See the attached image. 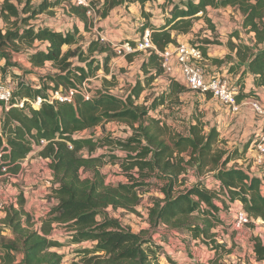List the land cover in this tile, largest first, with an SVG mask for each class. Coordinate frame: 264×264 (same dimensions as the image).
<instances>
[{
  "label": "trees",
  "instance_id": "trees-1",
  "mask_svg": "<svg viewBox=\"0 0 264 264\" xmlns=\"http://www.w3.org/2000/svg\"><path fill=\"white\" fill-rule=\"evenodd\" d=\"M31 1L23 0L21 8L8 0L0 6L1 17L7 24L0 29L1 75L6 77L8 68L13 66L11 54L19 51L29 54L28 61L33 68L50 63L55 72L34 86L13 75L20 79L13 98L23 100V106H12L15 100L7 108L0 103V176L18 174L20 162L36 149L38 157L47 161L52 175L51 198L56 204L39 227L33 225L31 215L25 212L22 193L17 195L15 204L2 209L0 258L3 264L16 262L14 252L18 246L22 255L18 264H62V255L55 249L62 245L51 237L55 226L65 227L73 244L93 242L90 248L78 249L79 260L71 264H162L161 256L168 264H174L161 246L143 236L144 231L134 233L108 216L98 218L107 208L134 212L141 188L150 184L158 186L161 196L147 210L151 227L188 231L192 240L201 242L214 253V260L229 255L233 247L219 240L215 230L219 225L225 226L219 214L229 203L239 201L252 220L264 221V177L250 174L235 164L229 165L245 153L246 147L226 150L220 145L226 142L219 139L218 128L203 121L201 116L191 114L185 133L173 131L159 116L162 108L180 103L181 95L188 89L180 77H170L160 93L148 99V104H138L137 99L145 87L163 74L155 50L163 51L174 45L177 39L173 35L187 34L193 20L200 18L199 14L212 26L206 15L208 8L237 10L241 28L252 39L249 43L242 41L235 31L226 42L229 52L224 58L230 60L231 70H239L238 61L246 65L247 69L236 78L237 83L248 72L255 87H264V0H161V7L169 6V14L159 26L150 22V13L144 11L145 4L155 0H103L99 7H94L101 18L117 6L139 4L145 22L138 32L149 29L154 48L146 52L140 63L144 79L136 82L126 95L112 92L110 81L104 78L88 100L82 95L81 85L99 70L109 73L108 64L114 55L110 44L92 38L85 49L73 50L72 46L79 41L76 28L58 31L48 24L29 23L64 0H41L37 7H31ZM62 7L87 28L86 8ZM235 35L238 42L232 41ZM201 49L212 65L224 62L208 57L205 48ZM72 58H76L78 65ZM71 89L76 92L70 102L47 101L48 90L67 95ZM205 96L211 97L209 93ZM38 97L41 102L33 107L30 102ZM241 99L242 96H237L238 102ZM107 122L126 124L132 132L126 139L76 136ZM41 140L46 143L40 147ZM99 147H105L106 153L94 154ZM106 163L117 165L126 181L108 184L101 171ZM191 172L195 181L187 185L185 178ZM158 177L162 181L159 184L154 181ZM201 178L216 180L217 188H208ZM248 225L253 228V221ZM4 230L11 232L13 239H6L2 235ZM251 241L256 260L264 263V239L254 236Z\"/></svg>",
  "mask_w": 264,
  "mask_h": 264
},
{
  "label": "rangeland",
  "instance_id": "rangeland-1",
  "mask_svg": "<svg viewBox=\"0 0 264 264\" xmlns=\"http://www.w3.org/2000/svg\"><path fill=\"white\" fill-rule=\"evenodd\" d=\"M5 0H0V6ZM16 4L19 8L23 5V0H8ZM41 0H32L30 2L31 7H37ZM103 0H93V7H99ZM161 0H155L154 2H148L144 6V11L146 13H150L149 21L155 19H162L163 17H168V7H161ZM119 8L124 13H132L134 15L131 18V22L135 29V32L138 33V30L141 28V25L145 22V19L140 14V9L137 8L133 10V8L129 9L128 5H121ZM134 13V14H133ZM200 18L193 20V25L191 30L187 34H174L173 36L182 42H189V43H196L201 46V48H205V52L207 55V49L209 56L212 57V52H217L221 50V52H217L215 55L220 53V60H224L221 65H211L210 59L203 63V66L207 71L214 67L216 71L219 73H225L229 75V78L233 79L236 78V74L239 70L235 71V68L231 70V63L230 60L224 58L226 53L229 52L228 47L226 46L227 40L233 35L236 31L238 32V36L242 41L248 40L250 42V35L247 34L241 28V16L238 14L237 10L227 7V8H219V9H212L208 8L207 10V18L210 19L211 25L205 21V19L199 14ZM102 20L98 14L95 13L94 17H89L87 22V28H84V23L80 21L73 15H70L68 12L63 10L62 4L52 8L48 12L38 14L34 19L30 20V24L32 25H45L50 24L52 25L51 28L56 29L58 31H65V30H73L76 28L79 31V41L76 45L72 46L73 50L85 49L88 42L92 38H98L99 34L101 33V28L97 27L98 22ZM6 22L2 19L0 14V29L3 30L6 27ZM140 34L137 35V39ZM178 37V38H177ZM125 41V40H122ZM121 41V42H122ZM232 41L238 42L237 36L235 35L232 38ZM116 44H119L115 41ZM130 44L134 43L129 41ZM103 43H109L104 41ZM110 44V43H109ZM222 45L226 47L222 51ZM67 47H64L66 49ZM224 48V47H223ZM125 55H117L113 51V56L108 64L109 66V73L105 74L103 71L99 70L97 75L85 81L82 85L80 90L87 91L91 94H94L95 91L101 86V80L106 78L110 81L109 86L110 89L117 95L123 96L131 89L132 86L138 81H142L145 77L143 71L140 68V52H133L129 53L125 51ZM208 56V57H209ZM29 54L26 51H19L13 52L11 54V63L13 66L8 68L6 77L4 78L0 72V81L9 80L14 83L15 89L17 87V83L20 79L13 78V75H18L22 80L26 83H30L32 86L42 84V81L45 80L47 75L53 74L55 69L52 67L50 63H46L43 67L33 68L28 61ZM98 59L101 56H97ZM75 65H78L76 58L71 59ZM138 60V61H137ZM3 64V60H0V67ZM170 77L166 74H162L157 79H155L150 85L145 87L142 93L139 95L137 99V103L141 104H148V99L152 96L160 93V91L165 87V82ZM242 85V82H240ZM243 87V85H242ZM48 90V94H49ZM242 91V90H241ZM239 93L238 96H242L243 94ZM47 93V91H46ZM23 101V100H22ZM247 101V100H246ZM244 101L241 105L239 112L232 117L226 116L229 119V125L235 124L237 121L241 123V126L246 123V121H253V127L247 130V139L245 142H241L238 144L239 149L242 148V144L249 145L251 141L255 138L256 134L258 133V121L262 118L257 115L249 105V100L246 102ZM216 106V107H215ZM218 106V107H217ZM216 102L215 99L212 97L202 96L201 94L186 90L181 95V101L178 104H173L167 108H162V114L159 116L171 127V129L175 132L185 133L190 121L191 114H195L201 116L203 121L208 122L211 125H215L217 128L222 125V107ZM37 107V106H35ZM217 111V112H216ZM220 114V116H218ZM2 115V106H0V117ZM229 117V118H228ZM239 123V125H240ZM251 125V124H250ZM249 125V126H250ZM222 129V128H219ZM222 131V130H221ZM131 128L126 124H119L115 122H107L103 125L97 126L92 129L85 130L79 134L77 137H94L96 139L100 137H110L113 139H126L131 134ZM221 141H226L224 138H220ZM222 143V142H221ZM223 145L226 150H231L234 148V141L231 144H220ZM237 147V146H235ZM105 147H99L96 149L94 154H101L106 153ZM119 153V152H118ZM122 154V153H119ZM28 160L25 164L29 166L30 163L33 161L34 165L38 166L36 162L38 159L37 152H31L28 154ZM251 152L243 157L236 158L234 161L230 162L229 165L235 164L239 167H246L249 168L252 166L251 160ZM246 159V160H244ZM250 160V162H248ZM45 166V165H44ZM257 167H253V171L255 172ZM23 169V168H22ZM48 167L46 168V170ZM49 170V169H48ZM47 170V171H48ZM102 173L105 175V181L108 184H115L117 182H125L126 178L121 174L120 169L117 165H113L111 163H106L101 168ZM50 173V171H49ZM51 175V173H50ZM84 175V174H83ZM52 176V175H51ZM205 179V178H204ZM48 180V179H47ZM213 179H207L206 185L208 188H215V184H213ZM23 181V180H22ZM155 183H161V179L154 178ZM195 181L193 173L191 172L189 178H185V184L191 185ZM52 182V181H50ZM16 184H20L21 182H15ZM7 176H0V190H5V188H10L12 185H15ZM154 183V182H153ZM23 185V183H21ZM36 185H30L31 188L35 187ZM32 190V189H31ZM48 192L44 193L40 199H45L47 203H51V186H47ZM6 193V192H5ZM16 193V192H15ZM18 193L15 195L10 194L9 196H5L1 198L0 196V213L3 215V208L10 204V196L13 198L17 197ZM160 193L158 192V186L156 184H150L146 187L141 188L140 190V200L138 205L135 207V211H126L123 209H112L107 208L105 209L100 215L99 219L104 216H108L110 218H114L119 220L123 225L129 227L132 232L137 233L139 231H144V237L152 240L157 245L161 246L162 248L167 246L169 239L172 238H179L181 242L184 244L183 252L186 253L187 259L189 261H193V264H264L263 262H259L256 260L253 251H252V243L251 240L254 237L248 233V229L251 227L247 224L244 225L242 228L234 230L229 224V226H224L221 228L217 226L216 233L219 240H223L228 245L233 247L232 252L229 255H222L219 256L216 260H214V253L210 251L206 245L202 244L201 242H196L193 244V248H189L188 245L191 244L189 240V233L188 231H175L164 226H158L156 228L151 227L147 221V210L149 207L152 206L155 200L159 199ZM45 202V203H46ZM47 209L48 205L46 204ZM53 207V206H52ZM51 208V207H50ZM26 210L30 212H34L33 208L27 207ZM50 210V209H48ZM29 213V212H28ZM227 214V213H226ZM225 214V216H226ZM47 216V215H46ZM226 219V218H225ZM32 223H37L36 220L32 221ZM257 223V224H255ZM40 226V223L38 222ZM38 226V227H39ZM256 227L258 234H261V237L264 239V221L257 218L253 219V228ZM6 239H13V234L8 230H4L3 234ZM225 236V239L223 238ZM228 236V237H227ZM51 237L61 243V247L55 248L58 253L62 255V264H71V262L75 260H79L80 254L77 252L78 249L81 248H90L93 245V242H82L80 244L71 243L70 241V233L67 231L65 227L62 226H55L51 233ZM160 239H162L160 241ZM188 243V245L186 244ZM200 246L207 249V251L212 252L209 256L200 257L198 254L200 252ZM195 247V249H194ZM160 252H162L160 250ZM15 260L14 264H18L20 258L21 249L18 248L15 250ZM18 259V260H17ZM160 263L168 264L164 258L161 256L159 258ZM186 261V262H189ZM0 264H3L1 261Z\"/></svg>",
  "mask_w": 264,
  "mask_h": 264
},
{
  "label": "crops",
  "instance_id": "crops-1",
  "mask_svg": "<svg viewBox=\"0 0 264 264\" xmlns=\"http://www.w3.org/2000/svg\"><path fill=\"white\" fill-rule=\"evenodd\" d=\"M128 8L129 9L133 8V10H136L137 8L140 9V6L137 3H130V4H128ZM131 14L132 13H129V12H127V13L122 12V10L119 8V6H117L116 8L112 9L105 18H103L102 20L100 19V21L97 24V27L101 28V30H102L101 33H103L102 35L111 43H116L115 41H117L119 43L122 40H128V41L134 42L137 39V35L140 34L141 32H138V33L135 32L134 28H136V27H133L132 22H131V18L134 15H131ZM150 22L154 23L156 26H159V25L163 24L164 21H163V19H155L153 21L151 19ZM48 25L50 27L52 26L50 24H48ZM245 42L249 43L248 40H246ZM209 49L210 48L207 49V55L208 56H209V53H208ZM223 49H226V47L224 45H222V51H223ZM219 51L221 52V50H219ZM219 51H217V52H219ZM216 53L212 52V54H213L212 57L220 59V55H219L220 53H218V55H215ZM139 57H140V60H139V63H140V62H142L143 53H140ZM237 64H240V68H239V72L236 74V78L239 77L240 73L243 70L247 69L245 64H242L239 61L237 62ZM235 71H237V70H235ZM174 76L180 77L177 69L174 70ZM166 83H167V81L165 82V85H166ZM242 85H243V87L241 89L242 94H246L250 90H253V92L251 95L243 97L240 100L241 104L246 100L248 101L250 99L256 98L264 107V87H255L253 84V78H252L251 74H249L248 72H246V74L242 78ZM219 107H222V112L224 113L222 115V125H221V127L220 126L218 127L220 138L226 139V141H227L226 143H228V144H231V142L234 141V143H236V145H234V147L235 146L240 147V146H238V144L246 141L247 130H249V128L253 127V123H252L253 121H251V120L246 121L244 126L243 125L241 126V123L239 121H237L235 124H232L231 126H228L230 123H229V119H227L226 116H229V113L223 106L220 105ZM218 116H220V114ZM239 123H240V125H239ZM262 124H263V120L261 119L258 121V124H257L258 131L262 128ZM219 128H222V129H219ZM241 147L242 148L246 147V151L241 157H243V156L246 157L248 152H251V154H252V156H251L252 166L249 168H246L244 166L243 168L247 169L250 174L257 175L259 177H264V160L262 162H259L258 160H256L255 153L253 151L252 141L249 145L242 144ZM242 148H240V150ZM28 156L29 155H27V157L20 162L21 170L18 174L13 175L11 177L9 175H7V178L10 179L13 183L20 181L21 183H23V185H21V183L20 184L15 183V185H12L10 188H5V190L1 189L0 190V196H1V198H4L5 196H9L10 194L15 195L16 193H18V194L22 193L23 197L25 199V204H24L25 212H27V213L29 212L28 214L31 215L32 221H34V220L37 221V223H33V225L35 227H38L39 226L38 222L40 223L46 217V215L49 211L48 209H50V207L54 206L56 203H55L54 199H52L51 197H50L52 199L51 203L50 202L47 203L45 199L44 200L40 199V197L43 196L44 193L48 192L47 186H51L50 181H52V176L50 175L51 172L49 173V170L48 169H47L48 171L46 170L47 161L41 160L39 157H37L36 159H38V160L34 161V162H36V164L38 166L34 165V163L32 161L29 166L26 165V167H25V164L27 163V160H28ZM244 160H246V159H244ZM248 162H250V160ZM253 167H257L255 172L253 171L254 170ZM201 180L204 183H206V181H207L204 178H201ZM211 181H213V184H215V188H217V184H218L217 181L214 179ZM33 184L36 186L31 188L30 185H33ZM15 200H16V197L13 198L12 196H10V203L15 204ZM46 204L48 205V209H47ZM26 205H27V207L29 206V207L33 208L34 212L27 211ZM239 208H242V204L239 201H234V202L229 203L228 208L219 214V216H220V218H221V220L225 226L228 227L229 224L232 223L233 213L235 210H237ZM225 214H226V216H225ZM2 217H3V215L0 213V218H2ZM255 224H257V223H255ZM220 227L223 228L224 226L221 225ZM248 233L250 235H253V236H260L261 237V234H258L256 227L248 229ZM223 238L225 239L224 235H223ZM161 240L162 239H160V241ZM189 240H190L191 244H189V245H188V243H186V244L188 245L189 248L190 247L193 248L192 247L193 244L196 243L197 241L192 240L191 237H189ZM251 243H252V241H251ZM183 248H184V244L181 242V240L179 238H172V239H169L167 246L164 247L163 250L172 259L174 264H193V261H189L187 259L186 253L183 252ZM194 249H195V247H194ZM211 253L212 252L207 251L206 248H205V252H204V248L202 246H200V252L198 253L200 255V257L203 258V257L209 256ZM19 256H20V258L22 257L21 254ZM186 261H189V262H186Z\"/></svg>",
  "mask_w": 264,
  "mask_h": 264
},
{
  "label": "built area",
  "instance_id": "built-area-1",
  "mask_svg": "<svg viewBox=\"0 0 264 264\" xmlns=\"http://www.w3.org/2000/svg\"><path fill=\"white\" fill-rule=\"evenodd\" d=\"M62 5L83 7L86 8V15L88 17L95 16V10L91 0H64ZM249 35L250 39H252V35ZM98 39L101 42H109L102 34H99ZM109 43L112 50L117 55L121 56L126 54L125 51H128V54L140 52L143 53L144 56L149 49L154 48L150 40L149 29H144L143 32L140 33L138 39L134 41V45L130 44L128 40L122 41L119 44ZM155 51L160 58L163 74H166L169 77H174V70L177 69L184 86L190 91L197 92L202 96L209 93L219 105L223 106L228 111L230 117L239 112L242 104L237 101V96L242 89L241 85L236 82L235 78H229L228 74L216 71L215 67L214 70L212 68L210 71H207L203 66V63L208 61V58L205 57L198 44L177 40L171 47L166 48L163 51ZM14 91L15 86L13 82L9 80L3 82L0 81V103L4 108L11 105L13 100L15 101L12 103V106L22 108L23 101H16V99L13 98ZM74 92H76V90L71 89L67 95H62L59 91L53 92L50 90L47 101L50 103L53 101L70 102ZM82 95L85 100L90 99L92 96V94L87 91H83ZM40 102L41 98L38 97L34 102H30V104L35 107L38 106ZM249 105L263 120L262 128L258 131L252 141L255 158L259 162H262L264 160V107L256 98L250 99ZM45 143L44 140H41L39 144L40 147ZM32 152H37V150L35 149ZM2 170L5 171L4 168H2ZM251 221L252 218L244 211V209L239 208L233 213L231 226L234 230H237Z\"/></svg>",
  "mask_w": 264,
  "mask_h": 264
}]
</instances>
